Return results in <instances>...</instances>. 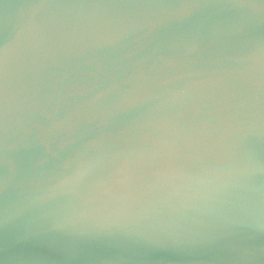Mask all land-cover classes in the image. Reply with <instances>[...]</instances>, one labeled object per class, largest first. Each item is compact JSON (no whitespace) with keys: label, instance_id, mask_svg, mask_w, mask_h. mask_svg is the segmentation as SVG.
I'll return each mask as SVG.
<instances>
[{"label":"water","instance_id":"1","mask_svg":"<svg viewBox=\"0 0 264 264\" xmlns=\"http://www.w3.org/2000/svg\"><path fill=\"white\" fill-rule=\"evenodd\" d=\"M0 264H264V0H0Z\"/></svg>","mask_w":264,"mask_h":264}]
</instances>
